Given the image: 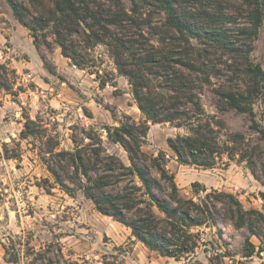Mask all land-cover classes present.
I'll list each match as a JSON object with an SVG mask.
<instances>
[{"label": "rangeland", "instance_id": "1", "mask_svg": "<svg viewBox=\"0 0 264 264\" xmlns=\"http://www.w3.org/2000/svg\"><path fill=\"white\" fill-rule=\"evenodd\" d=\"M16 1L30 9L32 22L36 12L51 4V0ZM87 1L122 44L116 48L98 43L95 35L112 41L93 20L87 21L88 26L75 24L72 32L59 26L69 50L77 52L76 59L86 66L81 69L63 55L54 23L45 30L35 25L39 30L34 33L16 19L6 0H0V65L8 67V80L1 82L9 88L0 90V264H209L203 247L191 260L161 257L133 237L130 229L101 214L81 189L86 182L66 154L76 150L88 154L102 146L108 155L130 165L128 154L109 139L108 130L132 121L140 126L146 116L129 79L119 73L117 54L127 70L144 71L143 85L156 92L167 87L166 80L176 71L193 79L203 119L212 117L226 124L223 142L230 134L245 135L257 149L256 159L264 162V137L259 131H264V92L253 103V117L229 108L224 100L229 90L247 93L252 85L250 66H264V10L260 22L254 0ZM172 17L187 24L193 34L177 32ZM197 58L204 63L209 82L185 66ZM95 70L100 79L92 73ZM186 107L195 113L191 104ZM28 119L36 122L37 135L21 139ZM148 125L142 150L149 156L162 154L183 195L192 197L203 189L229 193L247 210L264 213L262 163L251 169L246 161L229 162L225 156L213 169L183 165L168 139L187 130L170 123ZM51 147L56 148L54 153L47 154ZM48 163L56 166L68 192L59 186ZM151 173L160 177L157 170ZM109 182L107 192L133 188L130 178L118 185L116 178ZM220 228L222 246L233 255L224 264H264V252L242 257L246 230L237 231L230 222ZM206 234L208 240L213 232L206 230ZM250 239L261 246L256 237Z\"/></svg>", "mask_w": 264, "mask_h": 264}, {"label": "trees", "instance_id": "2", "mask_svg": "<svg viewBox=\"0 0 264 264\" xmlns=\"http://www.w3.org/2000/svg\"><path fill=\"white\" fill-rule=\"evenodd\" d=\"M6 1L16 19L34 33L39 30L35 25H42L40 29L45 30L54 23L56 29L54 35L62 48L63 55L81 69H85L86 66L76 59L77 52L69 50L65 39L62 38L64 33L59 32V26L64 27L65 25V30L72 32L75 24L82 23L88 26L87 21L93 20L101 26V31L108 39L107 41H112L100 40L93 30L92 34L94 33L98 43L114 45L116 48L122 44L102 24L103 20L91 9L87 0H51L49 7L33 15V22L29 19L32 12L27 6L16 0ZM254 2L257 7V19L260 20L264 3L262 4L260 0H254ZM78 4L81 8L77 7ZM170 22L180 34L184 36L193 34L187 24L176 18L172 17ZM36 42L35 46L38 49ZM114 57L119 73L127 77L133 87L135 99L140 111L146 116V122L140 126L133 121L121 123L119 127L108 130L109 139L121 145L128 154L129 166L116 157L108 155L102 146L93 148L88 154L83 153L82 150L66 154L72 157L71 166L74 167L76 174L86 182V185L81 187L86 197L94 203L101 214L111 217L130 229L133 237L161 257L178 261L191 260L203 247V251L209 255V264L216 262L219 264L221 261L224 264L225 259L233 258L229 250L222 246L224 234L220 226L228 222L237 231L246 230L248 232L245 236L242 257L250 259L255 255H261L264 252L263 212L247 210L235 195L229 193L206 192L207 190L203 189L205 192H193L192 197L183 195L175 182L174 175L166 169L162 154L157 157L149 156L143 152L142 144L150 129L149 122L153 124L170 123L178 129L187 130L185 135L179 134L176 138L168 139V145L176 154L179 163L213 169L218 161H223V158L227 156L229 162L246 161L251 169H254L258 163H262L264 171V162L256 159L257 149L253 148L246 136L240 133L230 134L229 140L222 141V131L226 124L212 117L203 119L205 112L198 96L193 94V79H188L176 71L172 78L166 80L167 87H163L162 92H156L143 85L144 71L127 70L122 66V56L116 54ZM140 60L142 59L138 61ZM138 66L140 69L144 68L143 64H138ZM185 66L192 73L203 75L209 82V73L201 60L198 58L189 60ZM251 67L253 66H250L248 74L251 76L252 85L248 92L229 90L224 94V100L229 108L240 113H248L253 117V103L260 91L264 92V66L263 68L256 66L254 69ZM92 73H96L97 78L100 79L98 70ZM7 76L8 67L4 64L0 65V90H9L2 84L3 81L8 80ZM105 86V81H102L101 87ZM183 100L186 102L181 104ZM188 104L196 110L194 114L186 107ZM181 105H184V110L180 107ZM35 126L36 122L28 119L20 135L21 139L37 135L33 129ZM259 131L264 137V131ZM89 139L92 140L91 137ZM228 145H233V147L229 148ZM55 149L51 147L46 153L53 154ZM237 157H239L238 160ZM48 168L59 186L68 192L69 188L56 166L48 163ZM152 170H157L160 177L155 178L151 173ZM113 178H116L117 185L126 178L132 179V191L107 192L106 188ZM206 230L213 232L208 240L203 237L207 236ZM250 237H256L261 241V246L253 244Z\"/></svg>", "mask_w": 264, "mask_h": 264}]
</instances>
